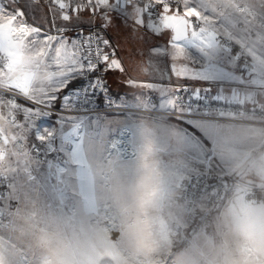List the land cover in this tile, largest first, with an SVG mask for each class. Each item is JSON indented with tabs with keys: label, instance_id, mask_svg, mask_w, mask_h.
<instances>
[{
	"label": "rangeland",
	"instance_id": "obj_1",
	"mask_svg": "<svg viewBox=\"0 0 264 264\" xmlns=\"http://www.w3.org/2000/svg\"><path fill=\"white\" fill-rule=\"evenodd\" d=\"M189 2L199 7L202 0ZM206 4L211 22L205 27L219 22L217 28L234 32L259 53L264 52V0H206ZM7 25L9 33H0V47L7 52L0 50L6 57L5 65L11 58L18 67L24 46L34 67L36 50L28 36L19 30L18 23L9 19ZM224 40L225 45L232 44L231 49L236 47L239 69L254 74L257 64L248 51ZM244 57L253 61L252 71L242 67ZM11 82L19 83V78ZM181 85L199 90L188 82L177 87ZM150 95L125 102L173 111L168 105L163 107L164 101L157 93ZM19 102L28 104L23 98ZM66 108L71 109L70 119L74 121L69 132L64 130ZM175 111H180L177 106ZM178 113L114 111L84 115L63 100L43 110L34 121L30 141L34 140L37 124L45 125L46 130L57 134L56 148L63 151V160L54 161L48 169L38 165L35 158L26 159L16 179H6L7 195L1 203L5 215L0 225V264H194L196 256L205 258L201 264L237 263L226 259L238 251L234 246L224 251V213L215 218L220 228L217 236L198 235L191 243L182 239L186 232L179 181L205 169L225 173L212 162V143L194 127L189 111ZM141 119L151 120L152 126L135 134L126 125L127 120ZM9 126L5 113L0 111V127L5 134ZM121 142H128V151L122 149ZM0 162L5 176H12L7 158H0ZM29 174L36 177L35 181H28ZM143 177L152 189L147 205L140 201L139 182ZM234 192L236 188L231 185L229 196ZM14 196H23L25 201L17 216L10 219L8 201ZM255 252L249 248L247 254L254 256ZM246 264L260 262L246 260Z\"/></svg>",
	"mask_w": 264,
	"mask_h": 264
},
{
	"label": "crops",
	"instance_id": "obj_2",
	"mask_svg": "<svg viewBox=\"0 0 264 264\" xmlns=\"http://www.w3.org/2000/svg\"><path fill=\"white\" fill-rule=\"evenodd\" d=\"M20 1L23 3L22 8L26 11L28 23L35 24L45 31L51 29V34L57 35L56 27H53L51 23V16L45 15L46 7L28 8L26 6L28 0ZM41 4L46 5L43 0ZM109 15L112 18L111 24L105 29L99 27L103 23L99 16L93 17L88 12H82L79 19L69 22L58 20L56 25L64 28L60 35L69 42L76 40L74 33L79 29L99 28L104 32L106 39L110 40L112 45L107 51L114 50L113 58L121 60L128 69L125 74L107 70V80L115 93L125 94L126 100L140 101L151 93H157L162 97L173 91L180 83L188 82L217 100L223 95L227 102L256 106L264 110V52L259 53L250 43L242 41L234 32L229 30L224 32L221 28H217L221 26L219 22H215V26H206L217 33L216 46L206 47L203 44H193L191 41L185 42L186 55L195 60L197 65L202 66L206 79L178 80L172 75L170 69L174 50L169 47L172 41L168 30L155 26L149 27L151 22L147 16H145L146 26L139 27L133 23L131 16L119 9L111 11ZM9 19V17L0 19V33H9L10 28L7 25ZM225 38L231 40L234 47L239 44L248 51L257 64V71L254 74L249 75L239 69V61L234 50L236 47L230 52L224 51L227 48ZM260 45L263 44L260 42ZM25 49L27 47L24 46L20 49V65L18 67L16 64L13 65L10 55V61L1 68L0 76L6 81H13L14 77H18L19 83L28 82L33 87L45 89L47 79L41 58L36 53L33 67L27 59ZM0 50L3 54H7L2 47ZM175 62L180 63L179 60ZM141 81H155L156 83L151 87H142L140 86ZM192 123L212 143L214 150L212 162L220 165L225 175L234 180L231 185L236 188V192L229 196V201L223 211V224L227 247L224 251L228 252L230 246H234L238 251L231 257L226 258L225 256V258L237 262L240 258L239 251L242 242L234 230L230 213L238 202H246L243 197V190L246 187L250 184L264 186V118H247L243 122L215 124L211 119L198 117L194 118ZM128 124L135 134L144 132L152 126L149 119L127 120L126 125L129 126ZM152 131L154 133L153 129ZM252 205L264 206V203ZM256 258L260 264H264V252L256 251L254 256L247 254V260L253 261L257 260ZM211 260L214 259L211 258ZM202 261H205L204 257L196 256L194 264H201Z\"/></svg>",
	"mask_w": 264,
	"mask_h": 264
},
{
	"label": "snow or ice",
	"instance_id": "obj_3",
	"mask_svg": "<svg viewBox=\"0 0 264 264\" xmlns=\"http://www.w3.org/2000/svg\"><path fill=\"white\" fill-rule=\"evenodd\" d=\"M19 4L20 0H0V19L9 17L10 22L18 23L19 30L28 36L37 55L41 58L47 87L39 89L28 82L5 83L0 80V111L7 106L13 112L7 134L3 128H0V158H7L9 171L13 175L0 176V179L15 180L17 173L21 170L22 162L26 159L35 158L38 165H46L48 169L52 168L54 161L62 162L63 151L56 148L57 134L55 132L49 130L37 132L34 140L30 141V131L36 117L43 110L50 108L55 101L63 99L65 105L73 103L72 96L63 94L76 77L89 72L95 73L101 65L108 71L114 70L124 74L128 71L121 60L113 58L114 50L107 51L112 47L111 41L100 33L69 42L60 35L64 28L57 26L56 21L69 22L79 19L82 12H88L93 17L99 16L103 21L99 27L105 29L111 24L112 18L109 13L119 9L131 16L134 24L145 27V16H147L151 22L149 27L163 28L171 33L172 43L169 47L174 50V55L170 69L172 75L178 80L206 79L202 66L197 65L195 60L186 55L185 42L191 41L193 44H203L206 47L217 45V33L205 27L211 22L206 0H202L199 7L195 3H190L189 0H47L46 5H42L41 0H28L26 5L28 8H47L45 15L51 16V23L53 27H56L57 35H52L51 29L45 31L35 24L28 23L25 10ZM224 51L230 52L231 47L225 48ZM177 60L180 63H176ZM155 83V81H141L140 86L151 87ZM96 86H99V81ZM185 90L176 87L171 93L163 95L161 97L164 101L163 107L168 105L175 111L176 106L179 105L180 113H183L184 100L180 93ZM84 93L87 97V89ZM196 93L199 95V90H196ZM20 98L28 101V104L22 105L19 102ZM79 100L80 98L77 97L75 102L78 104ZM215 103L221 110L231 107L223 95ZM65 111L64 130L69 132L74 121L70 119L71 109L66 108ZM218 118L223 120L235 117H225L223 111H220ZM9 145H12L11 149ZM27 179L33 182L36 177L29 174ZM24 201L23 196H14L9 199L10 219L17 216ZM3 207L0 205V225L5 215Z\"/></svg>",
	"mask_w": 264,
	"mask_h": 264
},
{
	"label": "built area",
	"instance_id": "obj_4",
	"mask_svg": "<svg viewBox=\"0 0 264 264\" xmlns=\"http://www.w3.org/2000/svg\"><path fill=\"white\" fill-rule=\"evenodd\" d=\"M47 2V0H45ZM100 33L105 37L99 28L79 29L74 35L76 40L84 39L88 35ZM227 46H232L230 42ZM6 63V57L0 52V70ZM242 67L247 72L255 67L252 60L244 57L241 59ZM1 80V79H0ZM99 81V86H96ZM5 82V81H4ZM7 83V82H5ZM186 89L180 93L183 97L184 110L193 119L204 117L211 119L215 124L223 122H243L247 118H264V110L259 107H250L245 104L227 102L231 107L219 109L215 103L217 101L207 92H199V95L189 85L179 86ZM87 89V97L84 90ZM72 96L73 103L67 105L73 108L77 113L89 115L95 113L131 111L135 113L145 112L147 114L168 113L171 115L179 114L170 110H160L156 108H147L146 106H130L125 102V94L115 93L108 80L107 70L103 65L95 73L81 74L78 76V83L75 87L68 89L66 96ZM152 96V95H149ZM80 98L79 103L75 101ZM148 97V96H146ZM119 101V102H118ZM179 108V105H177ZM223 111L225 117H235L234 119H219L218 114ZM5 113L7 120L11 124L12 109L5 106L1 111ZM45 125L37 124L34 134L46 130ZM1 128V127H0ZM50 131V129H49ZM0 176H5L0 162ZM231 189L230 178L219 172L205 169L188 177L181 179L178 183V197L184 207V226L183 234L186 243L193 242L198 235H205L209 238L217 236L220 231L216 216L220 217L229 201V192ZM7 195V181L0 179V205ZM244 197L252 203H264V186L249 185L243 190Z\"/></svg>",
	"mask_w": 264,
	"mask_h": 264
},
{
	"label": "clouds",
	"instance_id": "obj_5",
	"mask_svg": "<svg viewBox=\"0 0 264 264\" xmlns=\"http://www.w3.org/2000/svg\"><path fill=\"white\" fill-rule=\"evenodd\" d=\"M139 186L140 201L147 205L152 195L147 177L141 178ZM230 215L234 230L242 242L237 264H246L249 248L264 252V206H254L240 201L232 208Z\"/></svg>",
	"mask_w": 264,
	"mask_h": 264
},
{
	"label": "bare ground",
	"instance_id": "obj_6",
	"mask_svg": "<svg viewBox=\"0 0 264 264\" xmlns=\"http://www.w3.org/2000/svg\"><path fill=\"white\" fill-rule=\"evenodd\" d=\"M125 133L127 132L126 130L124 131ZM129 135H130V133H129ZM129 137V136H128ZM128 137H127V140H128ZM120 139H122V132H121V137H120ZM128 143V142H127ZM127 143H125V142H121V146H122V149H127V151L129 150L128 149V144ZM120 147V146H119ZM131 152V151H130Z\"/></svg>",
	"mask_w": 264,
	"mask_h": 264
},
{
	"label": "trees",
	"instance_id": "obj_7",
	"mask_svg": "<svg viewBox=\"0 0 264 264\" xmlns=\"http://www.w3.org/2000/svg\"><path fill=\"white\" fill-rule=\"evenodd\" d=\"M77 83H78V78L74 79V80L72 81V84H71V85H69V87H68V88H71V87H73V85L75 86ZM68 88H67V89H68ZM67 89H66V90H67ZM66 90H65V91H66ZM112 90H113V89H112ZM113 91H114V90H113Z\"/></svg>",
	"mask_w": 264,
	"mask_h": 264
}]
</instances>
